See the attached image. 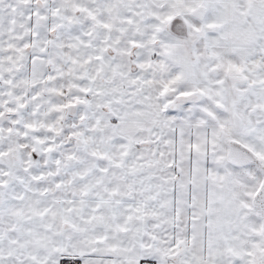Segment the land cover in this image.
I'll return each mask as SVG.
<instances>
[{
  "label": "snow or ice",
  "instance_id": "1",
  "mask_svg": "<svg viewBox=\"0 0 264 264\" xmlns=\"http://www.w3.org/2000/svg\"><path fill=\"white\" fill-rule=\"evenodd\" d=\"M0 264H264V0H0Z\"/></svg>",
  "mask_w": 264,
  "mask_h": 264
}]
</instances>
